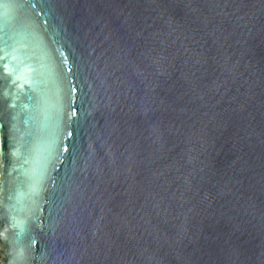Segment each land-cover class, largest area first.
I'll return each instance as SVG.
<instances>
[{
    "label": "water",
    "instance_id": "obj_1",
    "mask_svg": "<svg viewBox=\"0 0 264 264\" xmlns=\"http://www.w3.org/2000/svg\"><path fill=\"white\" fill-rule=\"evenodd\" d=\"M29 212L30 264H264V0H0V264Z\"/></svg>",
    "mask_w": 264,
    "mask_h": 264
},
{
    "label": "clouds",
    "instance_id": "obj_2",
    "mask_svg": "<svg viewBox=\"0 0 264 264\" xmlns=\"http://www.w3.org/2000/svg\"><path fill=\"white\" fill-rule=\"evenodd\" d=\"M24 173L33 177L31 190L36 195H39L43 177L37 178L28 168L24 169ZM31 219H34V217H32L29 212L26 215L14 218L8 225H6L3 235L9 240L11 245L9 248L7 264H30L27 237L30 232L29 225ZM9 230L14 232V235L11 237L8 236Z\"/></svg>",
    "mask_w": 264,
    "mask_h": 264
},
{
    "label": "snow or ice",
    "instance_id": "obj_3",
    "mask_svg": "<svg viewBox=\"0 0 264 264\" xmlns=\"http://www.w3.org/2000/svg\"><path fill=\"white\" fill-rule=\"evenodd\" d=\"M70 111H71V114H72V115H75V109H71V108H70ZM68 135L70 136V135H71V132H69ZM63 147H64L65 149H67V145H64Z\"/></svg>",
    "mask_w": 264,
    "mask_h": 264
}]
</instances>
